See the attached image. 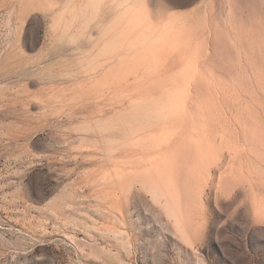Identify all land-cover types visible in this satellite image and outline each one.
I'll use <instances>...</instances> for the list:
<instances>
[{
  "label": "rangeland",
  "instance_id": "1",
  "mask_svg": "<svg viewBox=\"0 0 264 264\" xmlns=\"http://www.w3.org/2000/svg\"><path fill=\"white\" fill-rule=\"evenodd\" d=\"M0 264H264V0H0Z\"/></svg>",
  "mask_w": 264,
  "mask_h": 264
}]
</instances>
